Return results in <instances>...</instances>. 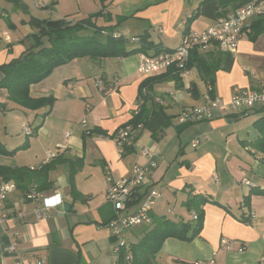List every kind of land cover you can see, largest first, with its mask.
Segmentation results:
<instances>
[{
	"label": "crops",
	"instance_id": "0c3cea01",
	"mask_svg": "<svg viewBox=\"0 0 264 264\" xmlns=\"http://www.w3.org/2000/svg\"><path fill=\"white\" fill-rule=\"evenodd\" d=\"M199 2L104 0L102 8L98 0H16V3L0 0V66L18 58L31 46L36 29L29 20H51V15L77 22L102 11L96 20L97 26L110 28L116 37L128 33L134 44L130 48L138 46V37L147 33L154 44L174 50L188 26L186 20ZM36 5L47 7L42 10ZM29 10L48 16H31ZM213 23L198 18L189 24L188 34L205 30ZM249 30L250 27L232 54L230 70L218 71L213 86L204 84L195 69L188 70L187 77L178 82L155 81L167 71L145 77L137 71L142 55L136 54L98 61L74 59L54 69L29 89L33 99H53L48 114L47 107L37 110L19 107L9 100L7 91L0 88L2 113L32 116V126H28L30 133L25 134L23 142L25 149L10 158L0 156V165L33 171L54 164L45 181H41L46 188L40 193L50 197L57 190L61 199V204L50 208L46 216L38 220L33 214L36 203L25 198L26 190L16 188L10 194L6 210L22 216L10 217L0 224V264L17 261L8 251L11 241L16 243L22 264H35L37 260L45 264H117L115 241L107 227L113 210L106 201L105 171L108 170L115 181L129 178L134 164L147 163L143 149L152 153L156 166L146 184L136 190L128 213L137 211L145 192L151 189L156 190L159 197L150 216L169 219L174 216L176 219L171 220L175 222L192 218V213L183 207L189 196H207L213 201L202 207L203 226L199 235L190 242L166 239L155 257L156 264L210 260L213 264H261L264 195L250 197L249 223L237 221L234 215L240 213L239 207L251 189L264 190V104L238 114L226 115L212 109L206 121L187 125L177 122L182 109L204 105L203 95L209 87L213 95L223 101L229 100L235 88L263 90L264 32L251 41ZM176 41L175 46H170ZM153 54L152 50L147 52L148 56ZM146 79H151L150 93L172 117V123L156 139L148 130H140L130 145L133 151L122 156L110 136L129 125L138 105L140 85ZM97 81L103 82V92L98 89ZM190 89L194 90V95ZM66 132L68 137H65ZM193 142H197L195 147H192ZM68 163L75 170L72 181L68 176ZM243 179L252 186L244 185ZM35 183L29 181L28 189L33 190ZM56 200L54 198L53 202ZM144 228L131 229L125 237L127 245L137 242ZM131 238H135V242H131ZM222 240L235 243L231 251L221 247Z\"/></svg>",
	"mask_w": 264,
	"mask_h": 264
},
{
	"label": "trees",
	"instance_id": "16d2710c",
	"mask_svg": "<svg viewBox=\"0 0 264 264\" xmlns=\"http://www.w3.org/2000/svg\"><path fill=\"white\" fill-rule=\"evenodd\" d=\"M16 3V0H9ZM103 8L104 0H98ZM255 0H200L196 9L186 20V24L195 21L198 18H205L216 21L225 18L229 13ZM102 11L92 14L89 17L77 21H67L60 19L56 21L38 20L31 18L29 24L36 29L32 36V44L18 58L13 59L7 64L0 66L2 79L0 88L5 89L10 101L21 108L27 110H37L47 107L48 114L51 110L52 98L33 99L29 95L31 85L37 84L47 78L54 69L68 64L74 59L87 58L91 61H98L106 58H126L136 54L147 55L149 50L153 51L152 56L159 55L162 52L171 51L164 49L159 44H154L149 40L147 33L138 37V46L128 48L127 39L116 37L110 28L99 27L96 20ZM188 26L183 35L188 34ZM106 33L105 35L103 34ZM248 38L254 41L257 36L264 32V16L255 19L248 31ZM42 37L47 39V45L44 46ZM233 57L229 52H225L214 44L208 51L200 52L194 49L190 52L186 69H195L200 79L209 86L215 83V75L218 71L228 72L232 66ZM173 80L178 82L180 77L177 71L169 69L162 77L155 79ZM145 94L142 95V90ZM151 79H146L140 85L138 96H142L143 105L139 113L133 116L129 125L135 127L138 124L143 130H148L154 139L164 129L171 126L172 117L165 113L163 106L156 103L151 95ZM194 95V90L190 89ZM213 94V90L211 92ZM124 127V126H123ZM90 134V132H89ZM107 136L105 133H99ZM112 139V136H110ZM264 140V137L263 139ZM26 144L21 145L16 150H7L0 142V156L13 157L17 150L25 149ZM133 151V147L124 146L121 155L124 156ZM65 162V161H64ZM69 164V163H68ZM54 164L44 165L39 170H26L10 166L0 165V177L5 181H13L16 188L28 193L29 181H36L33 190L40 193L44 188L41 181H45L47 172L53 168ZM75 174L74 167L69 164L68 176L72 181ZM28 189V190H27ZM74 193V191H72ZM26 193V194H27ZM252 195H264V190L251 189L250 194L244 197L239 211L234 217L241 223L250 221V197ZM26 196V195H25ZM76 198L77 196L74 195ZM210 197L202 195H191L183 203V207L196 216L188 221L175 222L164 216H150L151 224L145 226L140 239L128 245L121 247L117 264H156L155 257L160 252L164 241L168 238H174L184 242H190L196 238L203 226L202 207L207 203H212ZM128 253L131 259L128 260Z\"/></svg>",
	"mask_w": 264,
	"mask_h": 264
},
{
	"label": "built area",
	"instance_id": "2783aa9c",
	"mask_svg": "<svg viewBox=\"0 0 264 264\" xmlns=\"http://www.w3.org/2000/svg\"><path fill=\"white\" fill-rule=\"evenodd\" d=\"M46 7V5H36L37 9L43 10ZM262 16H264V0L252 1L235 9L225 18L214 21L213 25L205 30L194 31L188 35H183L180 45L174 50L162 52L156 56L142 54L137 71L145 77H151L166 72L169 69H174L178 72L181 79H185L188 75L186 64L192 50L197 49L200 52H206L216 44L223 51L234 54L238 48L240 39L249 29L251 22ZM97 87L101 92L104 91L102 81H97ZM211 92L212 89L209 87L203 95V106L182 109L177 116L178 124L187 125L206 121L211 117L212 109H218L226 115L238 114L264 104V87L261 92L235 88L227 101H223L219 97L214 96ZM141 93L142 95L145 94V90L143 89ZM154 101L160 104L159 100L155 99ZM142 105L143 99L139 95L138 105L132 114L133 116L139 113ZM22 130L26 135L30 133L29 127H23ZM140 130H142L140 124L135 127L125 125L113 134L112 140L118 147L120 153L124 146H130L132 144V141ZM68 135L69 133L66 132L65 137H68ZM196 145L197 142L192 143V147ZM142 154L147 158V163L144 165L134 164L131 167L130 176L127 179L115 181L109 171H105V180L107 182L106 201L112 206L113 210L112 218L107 223V227L111 237L115 241L114 252L117 256L121 247L125 248L127 246L125 237L131 229L151 224L150 212L153 204L159 197L158 192L154 189L146 191L137 211L133 214L128 213V209L135 199L136 190L146 184L147 177L156 166L150 151L143 149ZM242 183L246 186H252L245 179L242 180ZM16 190V185L13 182H6L0 177V224L7 221L10 217L20 218L22 216L21 213L15 215L10 214L5 208L8 197ZM58 197L59 193L57 190L53 191L50 197L34 190L29 191L25 196L26 199L36 203L33 214L38 220L44 218L50 208L61 204V199ZM54 198H57L56 203L53 202ZM192 219H196L193 213ZM234 244V242L221 241V247L225 251H231ZM8 251L14 254L17 259L15 264H22L19 260L20 254L17 251V246L14 241L10 242ZM127 259H131L130 253H128ZM260 263L264 264V254L260 259ZM35 264H45V261L37 260ZM193 264H213V262L211 260L207 262L198 261Z\"/></svg>",
	"mask_w": 264,
	"mask_h": 264
},
{
	"label": "rangeland",
	"instance_id": "374dc122",
	"mask_svg": "<svg viewBox=\"0 0 264 264\" xmlns=\"http://www.w3.org/2000/svg\"><path fill=\"white\" fill-rule=\"evenodd\" d=\"M28 15H31V16L35 15L41 18L48 16V15H43L37 12L33 13L30 10L28 12ZM50 18H51V21L60 20V19H56L54 15H51ZM101 24L105 25V23L102 21H101ZM122 35H123V38L127 39L128 41L127 42L128 48L134 45L133 43H131L130 35H128V33H122ZM41 40L44 46H46L48 43L47 39L45 37H42ZM30 42H32V40H30ZM177 42L178 41L174 42L173 45H170V46H175ZM25 43H27L26 47L29 46L27 40H25ZM31 117L32 116L27 115V117L25 118L17 112L5 111L2 113L0 111V142L4 145V147L7 150L9 151L16 150L23 144L26 136H25V133L22 132V127L32 126ZM6 132L8 135L5 134ZM18 152H20V150H17L14 155H16ZM170 217L172 220L176 219V217L174 216L173 217L170 216ZM131 242H135V238H131ZM126 250H128V245L126 246Z\"/></svg>",
	"mask_w": 264,
	"mask_h": 264
},
{
	"label": "water",
	"instance_id": "95a60500",
	"mask_svg": "<svg viewBox=\"0 0 264 264\" xmlns=\"http://www.w3.org/2000/svg\"><path fill=\"white\" fill-rule=\"evenodd\" d=\"M20 7H21V9H22V10H24V9H25V7H24L23 5H20Z\"/></svg>",
	"mask_w": 264,
	"mask_h": 264
}]
</instances>
